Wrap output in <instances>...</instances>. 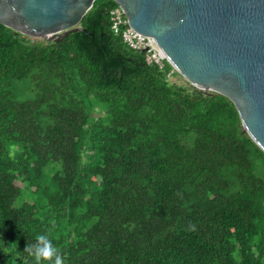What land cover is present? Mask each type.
Wrapping results in <instances>:
<instances>
[{
    "label": "trees",
    "instance_id": "1",
    "mask_svg": "<svg viewBox=\"0 0 264 264\" xmlns=\"http://www.w3.org/2000/svg\"><path fill=\"white\" fill-rule=\"evenodd\" d=\"M116 6L60 41L0 24V264L38 235L64 264H264L263 151L114 35Z\"/></svg>",
    "mask_w": 264,
    "mask_h": 264
},
{
    "label": "water",
    "instance_id": "2",
    "mask_svg": "<svg viewBox=\"0 0 264 264\" xmlns=\"http://www.w3.org/2000/svg\"><path fill=\"white\" fill-rule=\"evenodd\" d=\"M95 1L0 0V24L60 41L87 33L80 22ZM112 1L191 87L234 104L244 132L264 153V0Z\"/></svg>",
    "mask_w": 264,
    "mask_h": 264
},
{
    "label": "built area",
    "instance_id": "3",
    "mask_svg": "<svg viewBox=\"0 0 264 264\" xmlns=\"http://www.w3.org/2000/svg\"><path fill=\"white\" fill-rule=\"evenodd\" d=\"M111 30L114 35H120L123 42L132 50L145 52L147 64L155 65L159 70H163L165 62L168 63L160 50L154 45L152 39L133 30L127 20L124 10L117 5L111 12ZM176 72L172 67L167 74L170 79Z\"/></svg>",
    "mask_w": 264,
    "mask_h": 264
},
{
    "label": "clouds",
    "instance_id": "4",
    "mask_svg": "<svg viewBox=\"0 0 264 264\" xmlns=\"http://www.w3.org/2000/svg\"><path fill=\"white\" fill-rule=\"evenodd\" d=\"M25 251L34 258L35 264H43L44 261H49L50 264H64L63 257L46 235H38L36 243L27 245Z\"/></svg>",
    "mask_w": 264,
    "mask_h": 264
},
{
    "label": "rangeland",
    "instance_id": "5",
    "mask_svg": "<svg viewBox=\"0 0 264 264\" xmlns=\"http://www.w3.org/2000/svg\"><path fill=\"white\" fill-rule=\"evenodd\" d=\"M169 82L170 84L181 86V87L189 85L180 75H176V74L170 77Z\"/></svg>",
    "mask_w": 264,
    "mask_h": 264
}]
</instances>
